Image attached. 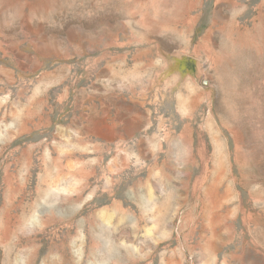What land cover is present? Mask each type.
Wrapping results in <instances>:
<instances>
[{
	"label": "rangeland",
	"instance_id": "obj_1",
	"mask_svg": "<svg viewBox=\"0 0 264 264\" xmlns=\"http://www.w3.org/2000/svg\"><path fill=\"white\" fill-rule=\"evenodd\" d=\"M0 264H264V0H0Z\"/></svg>",
	"mask_w": 264,
	"mask_h": 264
}]
</instances>
